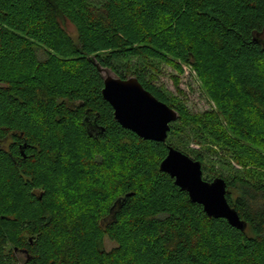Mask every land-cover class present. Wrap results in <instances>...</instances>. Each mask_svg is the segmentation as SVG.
Returning <instances> with one entry per match:
<instances>
[{
	"label": "trees",
	"instance_id": "1",
	"mask_svg": "<svg viewBox=\"0 0 264 264\" xmlns=\"http://www.w3.org/2000/svg\"><path fill=\"white\" fill-rule=\"evenodd\" d=\"M263 32L264 0H0V140L16 141L0 149V250L11 226L30 234L11 252L25 250L23 264H264ZM90 57L136 76L179 112L183 125L168 138L185 133V144L190 125L203 131L198 143L227 149L208 151L220 155L210 173L209 155L195 159L225 179L244 231L208 216L161 171L168 140L142 139L116 121ZM131 57L190 65L217 107L197 117L174 106L122 66ZM83 137L94 145L78 149ZM106 236L116 246L106 249Z\"/></svg>",
	"mask_w": 264,
	"mask_h": 264
},
{
	"label": "water",
	"instance_id": "2",
	"mask_svg": "<svg viewBox=\"0 0 264 264\" xmlns=\"http://www.w3.org/2000/svg\"><path fill=\"white\" fill-rule=\"evenodd\" d=\"M57 12L60 21L66 20L58 7ZM90 59L103 77L102 94L112 106L116 121L142 139L166 142L172 124L180 118L179 112L146 89L136 76L119 77L110 69L101 67L93 57ZM99 131H104V127H100ZM167 149L168 152L160 163L161 171L169 174L175 184L188 193L193 203L202 205L208 216L224 218L232 226L244 231L247 223L230 204L225 179L220 176L212 180L205 179L200 160L173 145H168ZM173 161H179L180 166H174L171 163ZM129 195L131 193L127 194ZM21 251L27 253L25 250Z\"/></svg>",
	"mask_w": 264,
	"mask_h": 264
},
{
	"label": "rangeland",
	"instance_id": "3",
	"mask_svg": "<svg viewBox=\"0 0 264 264\" xmlns=\"http://www.w3.org/2000/svg\"><path fill=\"white\" fill-rule=\"evenodd\" d=\"M61 24L63 27L67 29V31L73 36L77 35V30L75 29L74 25L67 20H61ZM262 38L264 39V32L262 33ZM178 62V61H177ZM181 68L177 67L174 62L173 64L171 61L169 62L165 58H151L149 57H131L127 58L122 62V66L126 68V66L132 69V71L140 70L139 73H144L147 77V80L151 82L154 87H156L160 93L166 96V98L171 101L174 106L181 107L185 109L186 112L195 115L197 117H202L205 112H210L215 109L216 103L214 97L209 89L208 85H206L203 79L199 76V74L190 66L184 63H180ZM180 122H174L172 124L173 127L178 128L182 126ZM185 130L189 134V140L185 144L183 142V137L181 135L186 136L185 133L180 135H176L174 138H168L167 143L178 145V149L182 150L183 153H187L189 156L195 158V153L200 152L205 154L206 156L209 155L208 151H218L219 153L223 154V150L227 151V149L223 148V146H219L212 142V140H207V142H199L198 140L201 139L199 135L203 133L202 129L199 127L193 126L191 127L186 126ZM201 131V133L199 132ZM229 135H234L232 130L227 126V131ZM197 141H195V140ZM209 139V138H207ZM83 142V144H81ZM81 143L77 147L78 149L82 150L84 145H94L92 143H88L83 139ZM182 144V145H181ZM83 145V146H82ZM76 148V149H77ZM258 149V147H256ZM212 149V150H211ZM110 151V147L106 149ZM80 151V150H79ZM264 153V150H261ZM101 155V153H98ZM220 155L212 154L209 155V162H206V165L210 168L208 173L212 170H216L219 168V164L216 161L219 160ZM224 160H227L229 164H231V168L234 169L236 172H244L247 167L237 163L232 154H226ZM208 158V157H207ZM249 168V166H248ZM110 173L116 174L118 171L112 170ZM204 177L208 180L214 179L215 176L209 177L207 173H204ZM115 179L110 181L113 184L116 182L118 184L119 180L117 176L114 177ZM7 233L10 235L8 238V242L2 246V251L0 250V258L4 257V262L0 260V264H23L24 259L26 258L24 253L17 254L16 257L12 258V250H14L15 245H21L25 241H28L30 238V234L28 231L25 230L23 227L15 228L9 226V229L6 230ZM104 246L106 249H111L116 246V243L110 239L108 236L105 237ZM15 253V252H14Z\"/></svg>",
	"mask_w": 264,
	"mask_h": 264
},
{
	"label": "flooded vegetation",
	"instance_id": "4",
	"mask_svg": "<svg viewBox=\"0 0 264 264\" xmlns=\"http://www.w3.org/2000/svg\"><path fill=\"white\" fill-rule=\"evenodd\" d=\"M99 129L96 125L91 126V130L95 131ZM16 142V141H15ZM14 140L9 136H6L4 138H2L0 140V149L2 151H11V146L13 145V143H15ZM27 142L26 141H20L18 142V147H19V151H21L22 153H24V150L27 151ZM24 253L25 257L27 256V253H25L24 251H17L15 252V254H21Z\"/></svg>",
	"mask_w": 264,
	"mask_h": 264
},
{
	"label": "snow or ice",
	"instance_id": "5",
	"mask_svg": "<svg viewBox=\"0 0 264 264\" xmlns=\"http://www.w3.org/2000/svg\"><path fill=\"white\" fill-rule=\"evenodd\" d=\"M171 163H173L174 166H176V167H179V166H180V162H179V161H173V162H171Z\"/></svg>",
	"mask_w": 264,
	"mask_h": 264
}]
</instances>
